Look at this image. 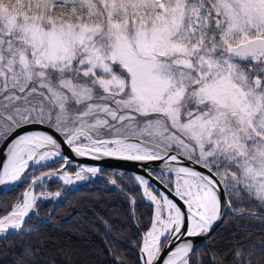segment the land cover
Segmentation results:
<instances>
[{
	"label": "snow or ice",
	"instance_id": "obj_1",
	"mask_svg": "<svg viewBox=\"0 0 264 264\" xmlns=\"http://www.w3.org/2000/svg\"><path fill=\"white\" fill-rule=\"evenodd\" d=\"M95 183L137 230L130 261L93 213L114 264H203L219 228L264 230V0H0V193L27 185L0 203V242L31 241L45 202ZM244 240L228 264H264Z\"/></svg>",
	"mask_w": 264,
	"mask_h": 264
},
{
	"label": "trees",
	"instance_id": "obj_2",
	"mask_svg": "<svg viewBox=\"0 0 264 264\" xmlns=\"http://www.w3.org/2000/svg\"><path fill=\"white\" fill-rule=\"evenodd\" d=\"M105 173H112L107 170ZM26 185L7 196H0V203L7 201L11 205L22 193ZM60 183H48L47 190L54 191ZM129 206L125 197L113 187L95 183L75 192L67 203H62L51 213V221L34 232L31 241L15 237L8 242H0V264H16L18 255L26 243L33 247L40 245L37 255L38 264H114L105 245V230L94 212L104 216L113 226L115 236H108L111 248L117 253L135 260L136 252L130 246L135 239L136 227L129 215ZM51 208L48 202L39 215L45 217ZM83 210V211H80ZM144 212V209H140ZM147 217H145V220ZM71 221V223H69ZM248 237L254 243L264 242V230L259 221L253 222L252 230L241 231L235 225L219 228L213 244L202 248L197 257L203 264H214V260L228 264L231 249L237 243H246Z\"/></svg>",
	"mask_w": 264,
	"mask_h": 264
},
{
	"label": "water",
	"instance_id": "obj_3",
	"mask_svg": "<svg viewBox=\"0 0 264 264\" xmlns=\"http://www.w3.org/2000/svg\"><path fill=\"white\" fill-rule=\"evenodd\" d=\"M83 163L85 164H97V163H102L103 167L105 169H109V168H116V167H123L124 169H126L128 171V173L130 174L131 172L135 171V165L132 162H126V161H115V160H107V161H102V162H97V161H92V160H84ZM59 165L56 167L58 168ZM49 169H44V171H48ZM55 170V169H52ZM37 175L39 173H36ZM27 187V186H26ZM2 195V193H0V196ZM52 209L49 211V213H52ZM48 213V215H49ZM197 240L199 241L200 238H197Z\"/></svg>",
	"mask_w": 264,
	"mask_h": 264
},
{
	"label": "rangeland",
	"instance_id": "obj_4",
	"mask_svg": "<svg viewBox=\"0 0 264 264\" xmlns=\"http://www.w3.org/2000/svg\"><path fill=\"white\" fill-rule=\"evenodd\" d=\"M47 185H48V184H47ZM46 187H47V186H46ZM37 191H39V189H37ZM56 191H57V190H56ZM56 191H55V192H56ZM53 193H54V192H53Z\"/></svg>",
	"mask_w": 264,
	"mask_h": 264
}]
</instances>
